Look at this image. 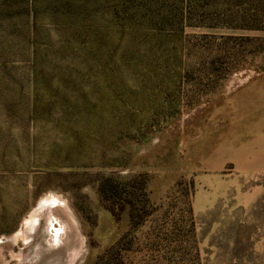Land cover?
<instances>
[{
    "label": "rangeland",
    "instance_id": "rangeland-1",
    "mask_svg": "<svg viewBox=\"0 0 264 264\" xmlns=\"http://www.w3.org/2000/svg\"><path fill=\"white\" fill-rule=\"evenodd\" d=\"M69 1L99 57L66 49L59 0H0V264H96L130 229L100 178L139 174L154 212L125 264H264V0L135 37Z\"/></svg>",
    "mask_w": 264,
    "mask_h": 264
},
{
    "label": "trees",
    "instance_id": "trees-1",
    "mask_svg": "<svg viewBox=\"0 0 264 264\" xmlns=\"http://www.w3.org/2000/svg\"><path fill=\"white\" fill-rule=\"evenodd\" d=\"M56 3L58 6L52 9L50 17L69 31L66 49L84 58L99 57L97 32L86 21L88 11L82 10V7H74L69 0H59ZM79 3L85 5L84 0H79ZM98 3L103 9L101 20L104 28L112 34L135 37L149 33L159 36L163 35L161 32H183L187 28L202 27L200 19L203 16H200L196 0H101ZM36 12H31L32 18L37 17ZM188 37L192 41L200 38V35ZM148 183V176L145 174L128 178L103 175L100 178L98 192L106 209L117 220L128 214L130 229L96 264H125L121 253L129 256L134 253V231L146 225L154 212ZM189 186L193 190L194 181Z\"/></svg>",
    "mask_w": 264,
    "mask_h": 264
},
{
    "label": "bare ground",
    "instance_id": "bare-ground-1",
    "mask_svg": "<svg viewBox=\"0 0 264 264\" xmlns=\"http://www.w3.org/2000/svg\"><path fill=\"white\" fill-rule=\"evenodd\" d=\"M34 222V221H33Z\"/></svg>",
    "mask_w": 264,
    "mask_h": 264
}]
</instances>
